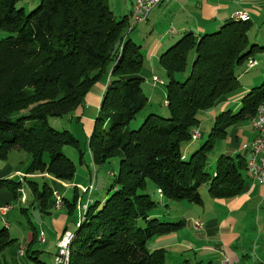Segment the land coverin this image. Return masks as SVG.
Segmentation results:
<instances>
[{
	"label": "trees",
	"instance_id": "16d2710c",
	"mask_svg": "<svg viewBox=\"0 0 264 264\" xmlns=\"http://www.w3.org/2000/svg\"><path fill=\"white\" fill-rule=\"evenodd\" d=\"M23 1L0 0V31L9 34L0 41V158L11 152L28 154L31 162L23 180L46 174L55 181H69L76 168L63 150L78 152L79 161L82 153L73 136L49 128L48 118L82 108L89 90L102 81L99 115L104 127L95 124L88 153L98 167L118 159V171L103 201L88 198L85 212L87 202L79 203L83 214L73 233L69 264H164L165 252L149 251L147 244L178 231L183 223L160 222L158 209L171 201L201 205L199 189L204 184L212 199H233L249 176L247 160L256 136L239 145L235 156L221 155L211 178L205 168L208 156L228 140L232 129L251 126L264 102V84L244 94L237 112L218 114L208 138L187 161L182 150L198 132L199 113L238 93L239 74L252 69L247 66L250 61L257 66L253 56L263 48L249 45L252 22L229 19L216 33H184L159 57L169 79L163 102L166 116H159L149 111L151 102L141 90L144 58L127 39L129 19L118 21L107 0H38L28 14L25 7L18 8ZM189 67L186 79L178 83L175 76ZM143 111L148 113L138 129H130ZM29 185L39 212L49 214L57 194L59 210L67 207V215L72 214L77 199L69 204L47 184L38 188L31 180ZM149 185L155 199L147 192ZM18 186V181L0 180V188L16 200ZM7 239L1 231L0 249L11 243Z\"/></svg>",
	"mask_w": 264,
	"mask_h": 264
},
{
	"label": "rangeland",
	"instance_id": "374dc122",
	"mask_svg": "<svg viewBox=\"0 0 264 264\" xmlns=\"http://www.w3.org/2000/svg\"><path fill=\"white\" fill-rule=\"evenodd\" d=\"M108 5L113 12L115 18L119 21L124 17L126 21L129 19V6L131 4H125V0H107ZM239 4H242L243 0H237ZM256 1V0H255ZM254 1V2H255ZM128 0H126V3ZM168 2V1H167ZM166 4L157 7V9L153 10L150 13L151 22L149 25L139 24L131 31L128 29V37L134 45L140 48V53L144 59H151V55H148V51L152 48V51L157 42L154 52V64L152 66L146 67V65L142 67L139 75L143 79L141 90L142 93L149 98L151 102V107L149 111L153 114L159 116H166V112L163 106V102L166 96V88L165 86L168 84L169 79L165 75L164 69L158 64L157 59L165 53L170 47L175 45L181 38L184 33H188L194 31L195 28L192 26H186L183 31H180L176 36H170L166 32L170 28V23L173 21V17L178 16L179 21H183L186 16H189L191 21L198 20L195 18V11L192 9L193 0H191L188 4H184L182 1L174 2V4ZM264 4V0H262ZM190 4V5H189ZM204 4H227L222 0H209V2H205ZM249 4H252L250 2ZM258 4V3H257ZM38 5V0H24L19 6L25 7V14H28ZM133 5V4H132ZM215 9V5L213 6ZM264 10V7H263ZM187 11L189 15H187ZM192 12V14H190ZM217 10L209 15H205V12H199V17L202 16L203 19H207L210 21L211 18L213 24H216L215 27L211 30V33H216L219 31L220 27L225 23V21L231 19L226 18L225 20H217L215 15ZM207 17V18H206ZM130 24V21H128ZM264 22V20H263ZM262 21H259L261 24ZM263 25V24H261ZM260 25V26H261ZM173 33V32H172ZM171 33V34H172ZM204 32H201V34ZM9 36L8 33L4 31H0V41L7 38ZM249 45H257L259 48H263L261 51H257L253 58L257 62V66L252 69H247L245 72L240 73L238 78V83L240 85L239 92L235 95L229 97L224 103L215 107L209 112H200L197 116L199 120L198 133L199 137L197 139H192L189 144H185L183 146V158L184 160H188L190 156L197 151L208 138L211 128L214 124L215 117L223 111L231 110L232 112H237L241 107V99L248 91L258 88L264 84V29L260 30L252 23V27L247 34ZM166 43H168L166 45ZM162 48V49H161ZM191 67V66H190ZM190 67L186 72L181 73L175 76V80L178 83H182L188 74L190 73ZM157 78L159 82L154 83L153 78ZM103 82H97L93 85V87L89 90L84 99V105L82 108L76 109L69 115L63 116L61 118L58 117H49L48 118V126L50 129L59 132L66 133L68 135L73 136L78 141V149L82 153V159L79 161L78 152H75L71 149L65 148L63 150L64 156L73 162L75 165V173L73 177L69 181H55L50 176L44 175L43 177H32V179L27 178L30 182L31 180L37 183L38 188H42L43 184H47L52 190L57 188L61 194V198L65 201H68L69 204L73 203L74 199H77L75 204H72L71 207V215L68 217L69 222L67 224L68 230L70 232L75 233L78 231L80 227V218L83 214V210H80L79 203L81 206L87 202V199L90 198L92 202L94 201H103V199L107 196L108 189L113 182V175L116 176L118 171V159H113L109 163L104 166L98 167L92 164L91 158L88 153V140L91 136L94 126L101 125L104 127L102 123V117L99 115V105L102 98ZM244 90V91H243ZM148 111H143L134 122H132L129 126L130 129H138L142 120L146 117ZM99 115V116H98ZM240 132V136L238 137V146L242 144L243 139H247L246 143L251 141L252 130L248 126H241L237 129ZM223 144L219 143L215 146L213 152L208 156L206 163V173L211 178L213 176V172L216 169V161L221 156L222 150L224 149ZM26 154V153H25ZM23 178V177H22ZM18 181L20 186H18L22 193V196L25 197L26 202H21L20 200H14L11 207L12 209L6 214V218H8L7 222L11 231L5 233L9 236L7 241H10L11 237H15L18 239L17 241H21L22 235L28 236L29 233L34 235V228L36 231L38 230L39 222L36 217H39V214H43L39 212V208L37 206V202L34 201V197L32 195L31 187L27 180ZM94 178V181H93ZM55 183V184H54ZM54 186V187H53ZM92 186V191L89 195L88 190ZM148 193L151 195L153 199L154 196V188L153 186H148ZM208 184H204L200 189L199 193L201 195L202 201L206 204L207 199L210 198L208 195ZM55 190L53 193H57ZM78 196V198H77ZM34 205L32 208L31 206ZM168 207L160 208L158 211L161 212L159 216L160 222L167 223H177L182 222L183 226L176 232H172L165 236L154 237L151 239L147 246L149 251L154 250H163L165 252L164 264H202L198 256L196 254H200V252L194 251L190 249V247H184L180 244L172 247H167L165 251L164 246L171 244L175 241L174 235L179 234L184 240L195 243V239L199 237L202 233L194 230L193 224L194 221H199L203 224L202 221V205H194L188 204L186 202H170L167 203ZM26 207L27 215L25 213L21 214L20 210ZM165 209L168 211L166 216ZM68 208H62L61 210H57L54 207L48 209L49 214H46L47 218H53L60 214H65L67 216ZM50 215V217L48 216ZM164 215V216H163ZM163 216V217H162ZM5 218V219H6ZM40 218V217H39ZM2 222V220H0ZM1 233V232H0ZM28 242V241H27ZM13 245V242L7 243L5 247L0 249V264H3L2 255L5 252V261L8 262L12 260L17 261L19 257L15 256L13 251L9 252L10 246ZM29 245V244H28ZM32 245V243H31ZM28 247V246H27ZM41 251L44 253L39 256L40 263H35L32 260H29V256L25 253L22 261L27 264H53V260L51 258L52 251L49 248L43 247ZM15 261V262H16ZM42 262V263H41ZM222 263V262H221ZM9 264V263H8ZM203 264H206L205 262Z\"/></svg>",
	"mask_w": 264,
	"mask_h": 264
},
{
	"label": "crops",
	"instance_id": "0c3cea01",
	"mask_svg": "<svg viewBox=\"0 0 264 264\" xmlns=\"http://www.w3.org/2000/svg\"><path fill=\"white\" fill-rule=\"evenodd\" d=\"M178 1L188 4L191 0H163L159 6L166 5L164 4L166 2L167 4H174V2L178 3ZM193 1L194 2L191 6L196 12L195 18L198 20L193 22L190 19H186L187 17L190 18L189 16H186L183 21H179L178 16H175L170 23L168 32H166L168 35L176 36L180 31L178 32L175 30L179 29L183 31L185 29V24H187L186 26H192L195 28L194 31H191L195 35L201 34V32L211 31L216 25L212 23L214 18H211L210 21H208L205 18L203 19L202 16L199 17L198 13L205 12V15H209L216 10L217 13L215 18L219 21L225 20L227 17L231 18L235 12H245L250 21L259 29V31L264 29V4L262 3V0H243L240 2L242 4H239L237 0H222L227 4H204L205 2H209V0ZM250 2H252V4H249ZM125 4H131L129 6V21H131L133 0H128L127 3L125 0ZM214 5L215 9H213ZM157 7L155 9H157ZM190 14H192V12ZM187 15H189V12H187ZM149 17L150 14L146 22L142 23L143 25H149L153 22ZM260 20L263 25L259 24ZM157 43L159 44L157 45ZM157 43L153 45L155 46L153 51L155 48L158 49L156 45L159 46L162 42L160 41ZM167 44L168 43H166V45ZM152 48L147 52L148 55H151V59L149 57V60L144 59L143 62V65H146V67L154 64V52L152 51ZM225 101L226 100L222 103ZM222 103H220V105ZM248 127L252 130L251 126ZM252 134L251 141L256 136L253 130ZM237 135L240 136V132L237 131V129H232L229 132L228 140L223 144L225 146L221 155L233 157L240 151L237 143ZM246 141L247 139H243L242 145L248 144ZM30 162V156L23 152H11L0 158V180L8 179L13 180L14 182L20 181L22 177L24 178L25 171ZM53 190H57V188L54 187ZM13 199L11 193L6 188H0V207L3 205H12L15 200ZM207 200L206 204L204 201H202L201 204L202 220L200 221L203 222V230L199 231L202 234L195 239L196 244L186 241L179 234H176L174 235L175 241L171 244L165 245L164 250L167 251V247L176 246L178 244L184 247H190V249L194 251L198 250L200 252V254H196V257L198 256L202 264L204 262L206 264H221L224 258L229 260V264H264V185L257 184L247 175L244 181V188L241 194L237 197L229 200H217L210 197ZM20 213H25L27 215L26 207L22 208ZM165 213L166 215L168 214L166 209ZM48 216L50 217V215ZM39 217H36L40 226L37 231L34 228L33 223H31L34 235L30 233L28 236L22 235L21 241H17L18 239L15 237L10 238L13 245L10 246L9 252L13 251V254L17 256L18 250L23 247V256L18 258L17 261L14 260L12 262V260H10L6 262L5 252H3V264H27L22 261L25 253H27V255L33 253L32 256L39 259V256L44 253V251H41L43 247L49 248V250L52 251L51 258L53 257L59 237L64 232H70L67 228L69 216L60 214L53 218H47L46 214H39ZM7 220L8 218H6V222ZM3 230H5L3 223L0 222V232ZM5 231L9 232L11 231V228L9 227V229ZM41 234L44 239L43 243H40L39 241V235ZM35 235L36 242L33 244ZM28 250L31 251L29 254ZM35 250L40 252V254L34 253ZM29 258V260L33 261V257Z\"/></svg>",
	"mask_w": 264,
	"mask_h": 264
},
{
	"label": "built area",
	"instance_id": "2783aa9c",
	"mask_svg": "<svg viewBox=\"0 0 264 264\" xmlns=\"http://www.w3.org/2000/svg\"><path fill=\"white\" fill-rule=\"evenodd\" d=\"M136 3V13H135V26L134 28L146 22L149 14L151 11H153L157 6H159L163 0H134ZM234 14H246L245 12H235ZM248 68H253L256 66V63L254 61H250L248 63ZM154 83L159 82L157 78H153L152 80ZM251 128L256 133V137L253 140L251 144V153L250 158L252 161V164H255L256 168V176H249L254 182H256L259 185H264V102L262 105L259 106L257 109L256 116L251 120ZM197 131L193 134V139H196L197 137ZM21 202L26 201L25 197L22 196V193H20V199ZM55 208H60V202L55 204ZM12 209L11 205H3L0 207V220H3L5 224H8L6 222V214ZM194 230L201 231L203 230V224L201 222L195 221L194 224ZM63 234H66V238L69 237L71 233L64 232ZM24 248H22V251L19 252L18 256H23ZM62 246H58V253H54L53 261L56 264H61L62 260ZM221 264H229V260L227 258H224Z\"/></svg>",
	"mask_w": 264,
	"mask_h": 264
},
{
	"label": "bare ground",
	"instance_id": "6f19581e",
	"mask_svg": "<svg viewBox=\"0 0 264 264\" xmlns=\"http://www.w3.org/2000/svg\"><path fill=\"white\" fill-rule=\"evenodd\" d=\"M135 13H136V3L133 0V7H132V13H131V21H130V24L128 26L129 31H131L134 28V26H135ZM231 19L238 20V21H248L249 20V17H248L247 14H233L231 16ZM128 29H127V31H128ZM198 137H199V134L197 133L196 139ZM247 172H248L249 176H256L255 164H252V161H251L250 156H249V158L247 160ZM20 193L21 192L19 191V194ZM54 197L56 199V203L60 202L59 195L54 194ZM89 203L90 202L87 201L86 205L83 207L84 212L86 211L87 205ZM2 223H3L4 229L5 230H8L9 229V224H5L3 222V220H2ZM74 240H75V237H74V234L73 233H71L68 238H66V234H62L59 237V239L57 240L56 248H55V253H58V246H62L63 253H62L61 264H69L70 248H71ZM39 241H40V243H43L44 242V239H43V235L42 234L39 235ZM22 248L23 247H21L18 250V254H19V252L22 251ZM53 264H56V263L53 261Z\"/></svg>",
	"mask_w": 264,
	"mask_h": 264
}]
</instances>
